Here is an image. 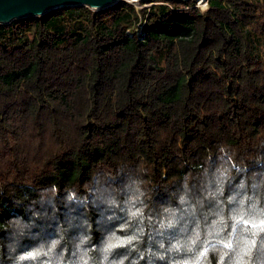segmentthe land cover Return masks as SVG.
<instances>
[{"label": "trees", "instance_id": "obj_1", "mask_svg": "<svg viewBox=\"0 0 264 264\" xmlns=\"http://www.w3.org/2000/svg\"><path fill=\"white\" fill-rule=\"evenodd\" d=\"M151 1L0 24V226L98 170L147 168L164 191L221 144L255 154L264 0Z\"/></svg>", "mask_w": 264, "mask_h": 264}, {"label": "clouds", "instance_id": "obj_2", "mask_svg": "<svg viewBox=\"0 0 264 264\" xmlns=\"http://www.w3.org/2000/svg\"><path fill=\"white\" fill-rule=\"evenodd\" d=\"M125 170L36 189L0 226V264H264V139L219 145L164 191Z\"/></svg>", "mask_w": 264, "mask_h": 264}, {"label": "water", "instance_id": "obj_3", "mask_svg": "<svg viewBox=\"0 0 264 264\" xmlns=\"http://www.w3.org/2000/svg\"><path fill=\"white\" fill-rule=\"evenodd\" d=\"M119 0H0V24L42 16L58 8L86 6L93 10L108 8ZM127 1V0H124ZM135 1V0H134ZM150 2L151 0H140ZM188 2L191 0H174Z\"/></svg>", "mask_w": 264, "mask_h": 264}, {"label": "rangeland", "instance_id": "obj_4", "mask_svg": "<svg viewBox=\"0 0 264 264\" xmlns=\"http://www.w3.org/2000/svg\"><path fill=\"white\" fill-rule=\"evenodd\" d=\"M126 2L132 4L136 9L142 8V7H149L151 5L154 4H161V2L159 1H150V2H143L140 0H127ZM195 6L200 10V11H205L208 7L207 5V0H203V1H195ZM137 29L139 30L140 27H137Z\"/></svg>", "mask_w": 264, "mask_h": 264}, {"label": "built area", "instance_id": "obj_5", "mask_svg": "<svg viewBox=\"0 0 264 264\" xmlns=\"http://www.w3.org/2000/svg\"><path fill=\"white\" fill-rule=\"evenodd\" d=\"M195 1H200V2H201V1H203V0H195Z\"/></svg>", "mask_w": 264, "mask_h": 264}]
</instances>
